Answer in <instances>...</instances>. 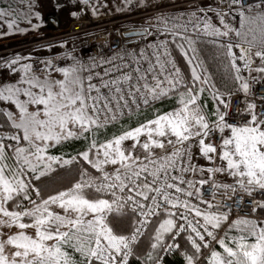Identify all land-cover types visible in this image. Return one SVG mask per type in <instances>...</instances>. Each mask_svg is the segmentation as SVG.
Masks as SVG:
<instances>
[{"label": "snow or ice", "instance_id": "snow-or-ice-1", "mask_svg": "<svg viewBox=\"0 0 264 264\" xmlns=\"http://www.w3.org/2000/svg\"><path fill=\"white\" fill-rule=\"evenodd\" d=\"M24 2L30 11L39 7ZM77 6L68 9L73 18L86 8L99 11L90 0ZM192 7L183 24L176 21L184 13L142 22L130 34L144 43L138 52L121 46L19 69L20 59L32 57L17 55L0 64V264H164L176 254L183 264H264V95L256 94L257 86L264 89V0ZM8 14L0 10V18ZM201 23L200 34L213 37L226 57L223 67L236 85L226 92L184 35L189 25L199 32ZM241 93L233 111L231 100ZM74 163L78 178L43 196L36 182ZM205 185L230 189L231 205L212 203L215 192L205 199ZM245 204L249 216L239 217Z\"/></svg>", "mask_w": 264, "mask_h": 264}, {"label": "built area", "instance_id": "built-area-1", "mask_svg": "<svg viewBox=\"0 0 264 264\" xmlns=\"http://www.w3.org/2000/svg\"><path fill=\"white\" fill-rule=\"evenodd\" d=\"M208 0H203V2H207ZM202 0H160L154 1L151 4L159 5V7L155 8H147L145 9H134L133 12L125 13L122 15H118L117 17L111 16H103L99 18L89 19L85 15L74 18L70 20L68 26L66 28H62L56 30L51 33L45 34L43 37H40L34 41L27 42L23 44L21 47L26 49L27 47H31L37 44H55L61 43L62 41H70L65 50L61 53L49 54L45 56L33 57L31 61L23 60L21 65L25 63H32L34 66L36 65L38 60H47L52 58L53 56L67 57L69 54L75 56H86L89 53H95L97 51H102L105 55L111 54L112 52L117 51L121 46H123L126 50L135 48L138 52L141 47L144 46L143 41L139 36H125V33L133 30H140L142 26L136 24L135 22L143 16L147 17V19L151 17H155L157 15H163L165 17L177 16L179 17L181 13H179L180 9L184 7H189L195 5L197 3H201ZM189 19V16L186 14L183 15L182 19L177 20V23H185ZM156 21L154 20V23ZM195 19H193V23H195ZM203 30V24H201L200 31H195L191 25L188 26V31L184 33L185 36L192 39L194 42L200 37V32ZM180 31L183 32V29ZM149 42H153L155 40L154 37H147ZM178 43L182 42V38H178ZM107 44V47H103ZM169 51L172 53V57L175 59L173 54L172 46L169 44ZM151 53V50H149ZM70 63V61H69ZM264 75V74H262ZM251 83V81H249ZM236 86V85H235ZM234 86V87H235ZM233 87V88H234ZM256 94L264 95V89H261L257 86ZM243 97V93L239 96L234 97L231 100V106L233 111L240 104V100ZM251 99V97H249ZM259 111V108L257 109ZM208 179V178H206ZM205 199H211V194L213 192L216 193L215 199L211 200L212 203H225L231 205V200L227 199V196H231V190H225L223 187L219 189H213L212 187L205 185L202 189ZM243 195L241 192L239 195L235 197L236 200H240V196ZM257 199H260L258 194H255ZM203 207H206L204 205ZM248 205L245 204L244 210L239 212V217H248ZM232 217L237 218L236 212L232 213ZM165 264V263H164Z\"/></svg>", "mask_w": 264, "mask_h": 264}, {"label": "rangeland", "instance_id": "rangeland-1", "mask_svg": "<svg viewBox=\"0 0 264 264\" xmlns=\"http://www.w3.org/2000/svg\"><path fill=\"white\" fill-rule=\"evenodd\" d=\"M56 2L57 0H37L39 7L33 8L30 11L28 8V4L24 2V0H0V10L9 13L7 16L0 18V64H2L4 59H8V60L15 59L17 55H19L20 57L31 56L33 58V57L45 56L49 54L61 53L65 50V48L70 43V41L68 40L55 44L41 43L31 47H27L26 49H23V47H21L23 44L27 42L34 41L40 37H43L47 33L54 32L53 30H49L45 28L43 25L44 17L47 14L56 13L58 15L59 25L57 27V30L66 28L70 20L74 19L69 15L68 9L72 8L73 10H78L79 6H77V0H59L61 5L59 10H57ZM90 3L98 5L99 11L95 15H93L92 10L86 8L84 12L81 14V16L85 15L89 19L99 18L103 16L117 17L118 15H122L125 13L128 14L130 12H133L134 9L135 10L140 9L138 7H133L131 5H126L125 0H90ZM194 10L195 9L192 6H189L180 9L179 13H184L188 16V13ZM36 11H38L41 14L40 20H37L33 15V13ZM29 20H31V23H29ZM13 21H14L13 27L9 29L8 23ZM145 21H148V19L147 17L143 16L142 18L138 19V21H136L135 23L142 26V22ZM151 22L154 23V20H152ZM32 25H39V26L33 28ZM17 29H20L21 31H18ZM202 32L203 30L200 33ZM185 47H187V45H185ZM189 55H191V53H189ZM23 60L25 59H20L19 63L16 65V68L19 69L21 67V63L23 62ZM257 65H259V61H256L253 67H256ZM243 74L246 77L248 76V73L246 71ZM252 75L256 76L257 73L253 72ZM210 99L211 97L209 95V100ZM0 106H2V104H0ZM201 163L204 162L201 161ZM53 167H56V165H53ZM204 178L205 179L208 178L207 173L204 175ZM220 179H224V178H220ZM227 181L231 182V178H227ZM153 227L154 226L150 225L148 232L145 233L144 238L140 242L138 252L141 255H144L147 251H149L148 236L149 234L152 233ZM233 234H235V229H233ZM180 243H182L183 245L182 248L186 247L184 241ZM145 263L148 264V261L146 259H145Z\"/></svg>", "mask_w": 264, "mask_h": 264}, {"label": "trees", "instance_id": "trees-1", "mask_svg": "<svg viewBox=\"0 0 264 264\" xmlns=\"http://www.w3.org/2000/svg\"><path fill=\"white\" fill-rule=\"evenodd\" d=\"M154 1L155 0H149L150 3ZM199 36L200 37L194 42L193 46L197 48V55L199 56L200 60L204 62V66L208 67L210 73L213 74V81L217 84V87H219L222 91L227 90L229 88H233L235 84L232 81L230 74H228L223 67V63H226V57L223 55V50L218 49L214 44L210 42L213 40V37L203 36L201 34ZM170 45L172 46L175 60L178 62L179 66L185 72V74H187L189 66L186 63L185 58L180 55V50L175 44L170 43ZM216 57H219V59L217 60ZM135 120L136 117L134 116L132 122L134 123ZM51 154L60 155V152L53 150L51 151ZM78 167L79 166L74 163L71 166L60 169L50 178H44L42 181L36 182L35 186L41 189V194L43 196L53 193L54 190L68 187L71 185V183L75 181V179L78 178ZM89 171L92 172L94 170L89 169ZM33 198H35V195H33ZM182 246L183 245L181 243V247ZM164 263L183 264V260L179 256V254L167 255L165 256ZM144 264L146 263L144 262Z\"/></svg>", "mask_w": 264, "mask_h": 264}, {"label": "water", "instance_id": "water-1", "mask_svg": "<svg viewBox=\"0 0 264 264\" xmlns=\"http://www.w3.org/2000/svg\"><path fill=\"white\" fill-rule=\"evenodd\" d=\"M56 21V23H53V21ZM43 25L45 28L49 29V30H57V27L59 25V17L56 13H49L47 14L45 17H44V20H43ZM141 30V29H140ZM139 30H133V31H128L125 33V36L128 37V36H133V35H130L131 33L133 32H137Z\"/></svg>", "mask_w": 264, "mask_h": 264}, {"label": "crops", "instance_id": "crops-1", "mask_svg": "<svg viewBox=\"0 0 264 264\" xmlns=\"http://www.w3.org/2000/svg\"><path fill=\"white\" fill-rule=\"evenodd\" d=\"M42 52V51H41ZM229 89H231V88H229ZM229 89H227V90H229ZM227 90H224L225 92L227 91ZM222 91V90H221Z\"/></svg>", "mask_w": 264, "mask_h": 264}]
</instances>
